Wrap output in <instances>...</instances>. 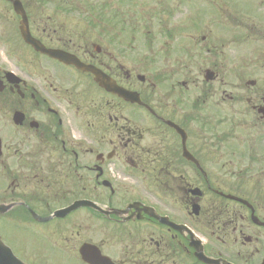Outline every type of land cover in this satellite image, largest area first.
<instances>
[{"label": "flooded vegetation", "instance_id": "obj_1", "mask_svg": "<svg viewBox=\"0 0 264 264\" xmlns=\"http://www.w3.org/2000/svg\"><path fill=\"white\" fill-rule=\"evenodd\" d=\"M220 13L226 37L238 38L230 46L211 28L216 13L176 34L169 16L147 18L144 49L126 48L139 19L29 29L63 60L21 30L0 32V50L18 61L0 63V221L21 260L55 264L47 239L75 264H264V7ZM198 30L209 32L199 38L202 88L192 90L185 44ZM222 51L249 70L228 91ZM244 102L254 133L242 120L233 135ZM247 155L254 174L231 160ZM77 227L116 244L77 246ZM119 234L131 241L117 254Z\"/></svg>", "mask_w": 264, "mask_h": 264}, {"label": "rangeland", "instance_id": "obj_2", "mask_svg": "<svg viewBox=\"0 0 264 264\" xmlns=\"http://www.w3.org/2000/svg\"><path fill=\"white\" fill-rule=\"evenodd\" d=\"M24 4H26V9L28 13L30 12L32 15V29L35 28H46V27H57V26H68V25H78L80 27H84L83 24L89 23H96L98 26L100 22H111V21H123L124 24L131 23L130 20L132 19H139V26L143 27L142 29L137 30L136 36L132 38V35H128L125 38L129 41L126 45L131 46L134 44L138 47L147 48L145 46H150L151 42L147 39V29L145 24L149 23L147 18H154V17H165L169 16L168 18L171 19L173 25L170 26L173 34L179 33L180 29L188 28V29H196L197 24L201 21H205L211 19V14L216 13L217 17L220 20L218 26L211 27L215 34H218L222 38H224L223 44L228 46L231 45V42L238 39L237 37L230 36V38L226 37L225 32L228 31V27L225 25L226 21L225 16L220 11H229V10H240V9H251V8H262L264 7V0H22ZM3 5H0V32L3 31H14L19 30V17L12 12L11 7L8 6V15L5 13L3 14ZM174 16V18H173ZM142 20V21H141ZM221 20H224V22ZM199 31V30H198ZM133 32V31H129ZM208 30H200L198 35H196L195 39H192L193 42L190 44H185L190 51V72H191V79L193 83L192 90H200L202 88L201 83V61L198 59L199 55V38L203 34H208ZM152 35V33H150ZM96 36V34H93ZM198 36V37H197ZM177 42L173 44V46H177L178 42L181 40L176 39ZM166 46V45H163ZM170 46V45H169ZM146 51V50H145ZM8 55V54H7ZM221 60L223 64V68L221 71L223 72L224 76L226 77V83L220 90L223 88L228 91L233 88L237 84H242L243 81H247L246 75L248 73L247 69V62L243 66V62L241 60L237 63L236 61L239 60L236 56H229L228 53L222 51L221 53ZM6 62L9 63V66L13 67L18 61L16 57L9 58L5 55V50H0V63ZM243 66V68H241ZM233 68L235 71H243L239 73V78L243 79H235L233 75H231ZM200 85H197V83ZM223 106H227L226 103H222ZM244 104H239L238 106L235 105L237 109L242 111V107ZM226 114H229L230 111L226 110ZM224 113V114H225ZM243 115L237 118V120L232 121L230 126V131L232 134L235 135L239 131L240 128H233L234 125H237L238 122L242 120L245 121V125L250 127L254 133V117L253 113L246 109L242 111ZM241 137L239 136V139ZM252 138V137H251ZM255 149V148H254ZM252 149V152L254 151ZM249 155V154H248ZM246 158V162L239 163L238 158L232 157L234 164L237 167L247 168L253 167L250 170V174H254L257 170L258 163L254 162L251 164L248 163L251 156ZM235 166V167H236ZM249 174V175H250ZM252 176V175H250ZM255 177V176H254ZM255 181L250 183V191H254ZM80 218V216H78ZM93 222L92 224H95ZM4 220L0 221V235L3 236L7 235L5 231L6 226L3 225ZM98 224V223H96ZM89 225V224H88ZM69 232H72L74 229H68ZM79 228H76V233H72L75 237V240L78 244H80L85 238H90L94 242L98 244L104 243L105 247L109 246L110 244H116V241L112 238H108L102 231L99 233L97 237H91L90 235L85 237V233H79ZM95 231V230H94ZM93 231H91L92 233ZM84 233V234H83ZM118 238V253L124 252V245L130 244L131 237L124 234H119ZM136 241L138 239L134 238ZM40 240V238H39ZM7 241V237L5 239ZM45 243V247L47 248L48 252H51L54 256H50L51 261L55 262V264H75L69 255L63 254L61 251L54 249V243L50 240H43ZM113 245V244H112ZM25 246V244H24ZM23 246V247H24ZM54 249V250H53Z\"/></svg>", "mask_w": 264, "mask_h": 264}, {"label": "water", "instance_id": "obj_3", "mask_svg": "<svg viewBox=\"0 0 264 264\" xmlns=\"http://www.w3.org/2000/svg\"><path fill=\"white\" fill-rule=\"evenodd\" d=\"M13 3L15 5V9L17 13H19L23 17V20L20 25L21 30L29 29L28 18L25 13V10L23 9V5L18 0H13ZM30 42L34 44V41H30ZM34 46L38 47L37 45ZM40 48L43 49L42 47ZM0 264H23L20 260L16 258L14 253L11 252V249L1 240V238H0Z\"/></svg>", "mask_w": 264, "mask_h": 264}]
</instances>
